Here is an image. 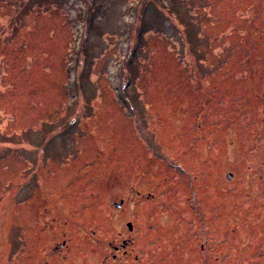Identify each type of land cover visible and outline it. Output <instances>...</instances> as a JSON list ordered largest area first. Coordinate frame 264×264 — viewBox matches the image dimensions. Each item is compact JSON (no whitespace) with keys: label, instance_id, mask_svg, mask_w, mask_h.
<instances>
[{"label":"rangeland","instance_id":"1","mask_svg":"<svg viewBox=\"0 0 264 264\" xmlns=\"http://www.w3.org/2000/svg\"><path fill=\"white\" fill-rule=\"evenodd\" d=\"M123 241L264 264V0H0V264Z\"/></svg>","mask_w":264,"mask_h":264},{"label":"flooded vegetation","instance_id":"2","mask_svg":"<svg viewBox=\"0 0 264 264\" xmlns=\"http://www.w3.org/2000/svg\"><path fill=\"white\" fill-rule=\"evenodd\" d=\"M63 246H65V245L63 244ZM55 251L58 252V248L55 249ZM108 252L110 254H111V252H113L114 254L109 255L108 257L104 258L102 261H104V262L108 261V262L113 263V264H120V263L123 264L124 263V259H126L125 257L127 256V252H126L125 248H122V247L118 248L115 246L114 249H112V251L109 249ZM118 256H120L121 258ZM134 259L136 261V259H138V257L135 256Z\"/></svg>","mask_w":264,"mask_h":264},{"label":"water","instance_id":"3","mask_svg":"<svg viewBox=\"0 0 264 264\" xmlns=\"http://www.w3.org/2000/svg\"><path fill=\"white\" fill-rule=\"evenodd\" d=\"M226 179L227 180H231L232 179V174H227L226 175ZM122 204H123V201H121V202H119L118 204H114V207H116L117 209H119V208H121V206H122ZM127 228H128V230L129 231H131L132 230V225H131V223H127ZM125 241L123 242V244L125 245Z\"/></svg>","mask_w":264,"mask_h":264},{"label":"trees","instance_id":"4","mask_svg":"<svg viewBox=\"0 0 264 264\" xmlns=\"http://www.w3.org/2000/svg\"><path fill=\"white\" fill-rule=\"evenodd\" d=\"M5 2V1H4Z\"/></svg>","mask_w":264,"mask_h":264}]
</instances>
